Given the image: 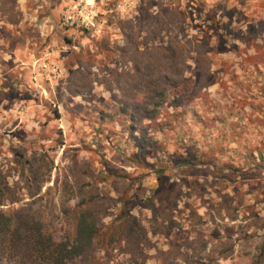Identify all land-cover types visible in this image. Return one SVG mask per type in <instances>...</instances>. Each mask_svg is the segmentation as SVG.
Masks as SVG:
<instances>
[{
  "label": "rangeland",
  "instance_id": "obj_1",
  "mask_svg": "<svg viewBox=\"0 0 264 264\" xmlns=\"http://www.w3.org/2000/svg\"><path fill=\"white\" fill-rule=\"evenodd\" d=\"M78 1L0 0L1 197L63 232L89 208L73 264H264V0H82L96 36ZM179 76L196 98L159 95Z\"/></svg>",
  "mask_w": 264,
  "mask_h": 264
},
{
  "label": "trees",
  "instance_id": "obj_2",
  "mask_svg": "<svg viewBox=\"0 0 264 264\" xmlns=\"http://www.w3.org/2000/svg\"><path fill=\"white\" fill-rule=\"evenodd\" d=\"M196 41L197 39H195ZM195 44L198 47V43ZM152 51H157V49L154 48ZM200 60L209 68L210 60L208 58L200 57ZM210 76L213 74H207V78ZM150 77L152 78L151 85L156 80L153 79V74ZM178 78L179 81H173L170 77H164V87L160 90L159 95L167 99L168 93L171 92L175 102L196 98V95L200 93L197 90L202 87L200 82H195L190 77L179 76ZM185 84L194 86L190 93L186 89L187 87H184ZM122 110L125 112L124 108ZM177 116L179 113L175 111L170 115V119L176 120ZM151 118H155V116L151 115ZM129 119L130 122H133L135 120L134 115L130 114ZM143 142V140L138 142L137 152L139 153L145 148ZM162 180V176H159V185L162 184ZM1 195L0 261L15 264H73L78 258L91 251L97 241L96 239L100 238L92 211L89 208L82 209L80 204L74 205L72 218L67 219V215L64 213L61 219L67 222L69 228L63 232L62 230L50 229L49 225L45 224L38 216V212L32 210L31 204L12 209L10 205L17 203L18 198L6 200ZM126 227L121 230L123 234L126 232ZM104 229L107 232L111 230V238H113V230H117V227L112 222ZM97 243H101V240H98Z\"/></svg>",
  "mask_w": 264,
  "mask_h": 264
},
{
  "label": "built area",
  "instance_id": "obj_3",
  "mask_svg": "<svg viewBox=\"0 0 264 264\" xmlns=\"http://www.w3.org/2000/svg\"><path fill=\"white\" fill-rule=\"evenodd\" d=\"M63 24L66 26H72L79 30H85L91 32L92 36H96L100 33V27L97 19V14L93 8V5L89 3H82L81 1L73 3L63 18ZM50 53L46 52L43 58L40 61L35 62L34 68L36 64H38V70L46 71L49 74L56 75L57 65L54 62H51L49 59ZM32 80L34 82L37 81V77L35 75V71L32 72ZM15 113L19 116L24 114V107L21 105H15Z\"/></svg>",
  "mask_w": 264,
  "mask_h": 264
}]
</instances>
